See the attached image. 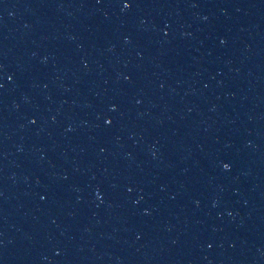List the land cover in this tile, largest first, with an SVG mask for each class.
<instances>
[{
    "label": "water",
    "instance_id": "water-1",
    "mask_svg": "<svg viewBox=\"0 0 264 264\" xmlns=\"http://www.w3.org/2000/svg\"><path fill=\"white\" fill-rule=\"evenodd\" d=\"M0 264H264V0H0Z\"/></svg>",
    "mask_w": 264,
    "mask_h": 264
}]
</instances>
